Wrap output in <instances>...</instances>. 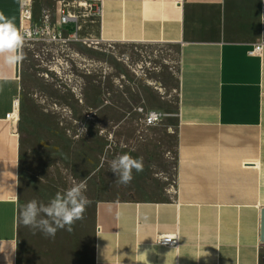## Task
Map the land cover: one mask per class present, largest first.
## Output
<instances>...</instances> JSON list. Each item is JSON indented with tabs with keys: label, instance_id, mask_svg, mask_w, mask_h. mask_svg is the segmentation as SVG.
Returning a JSON list of instances; mask_svg holds the SVG:
<instances>
[{
	"label": "crops",
	"instance_id": "crops-1",
	"mask_svg": "<svg viewBox=\"0 0 264 264\" xmlns=\"http://www.w3.org/2000/svg\"><path fill=\"white\" fill-rule=\"evenodd\" d=\"M82 1L31 0V24L64 12L83 40L179 50L174 186L165 199L97 202L90 246L50 251L19 219L23 75L0 62V264H145V251L149 264H264V50L250 54L261 0H101V14L100 0ZM21 11L0 0L23 31ZM174 234L178 249L157 243Z\"/></svg>",
	"mask_w": 264,
	"mask_h": 264
},
{
	"label": "rangeland",
	"instance_id": "rangeland-1",
	"mask_svg": "<svg viewBox=\"0 0 264 264\" xmlns=\"http://www.w3.org/2000/svg\"><path fill=\"white\" fill-rule=\"evenodd\" d=\"M76 21L68 33L62 20H49L20 62L21 207L32 199L47 203L73 181L86 183L91 201L72 232L59 229L52 238L37 230L46 248L61 253L90 246L97 202L165 199L176 173L178 48L83 40ZM151 110L165 114L157 126L146 123ZM124 153L144 163L127 185L116 183L109 166Z\"/></svg>",
	"mask_w": 264,
	"mask_h": 264
},
{
	"label": "clouds",
	"instance_id": "clouds-1",
	"mask_svg": "<svg viewBox=\"0 0 264 264\" xmlns=\"http://www.w3.org/2000/svg\"><path fill=\"white\" fill-rule=\"evenodd\" d=\"M33 36L32 31H21L12 18L0 12V62L8 66L22 62L25 59L23 49ZM163 116L164 113L151 110L147 114L146 123L157 126ZM81 131L84 133L86 128ZM109 166L117 177L116 183L122 185L131 183L134 178L133 170L137 173L144 170L143 158L133 157L128 153L117 155L109 162ZM86 188V183L73 181L70 187L57 192L47 203L37 199L30 200L20 208V222L33 230H39L46 237L54 238L59 229L72 232L73 225L84 218L86 208L91 203L84 194ZM142 254L145 256V264H149L147 251Z\"/></svg>",
	"mask_w": 264,
	"mask_h": 264
},
{
	"label": "built area",
	"instance_id": "built-area-1",
	"mask_svg": "<svg viewBox=\"0 0 264 264\" xmlns=\"http://www.w3.org/2000/svg\"><path fill=\"white\" fill-rule=\"evenodd\" d=\"M32 2L31 0H22V20L25 24L23 31H32L34 33L33 38H37L38 36H41L46 30L47 27L44 24H48L50 17L48 15H45L43 17L44 24L42 27L40 26H33L31 24V15H32ZM97 12L101 14L102 12V4L100 0V5L97 8ZM62 25H69L71 23H76L77 19L67 15L66 13H62ZM39 30L38 32L36 30ZM264 50V0H261V39L258 42V44L255 45L254 49L250 52L251 55H260ZM19 106V101H15V107ZM11 115L9 116V118ZM164 238V240L161 241V239ZM168 238H172V240H168ZM157 243L164 247H169L173 249H178L180 245V239L178 234L174 235H160L158 237Z\"/></svg>",
	"mask_w": 264,
	"mask_h": 264
}]
</instances>
